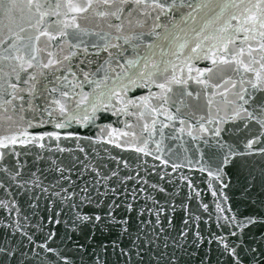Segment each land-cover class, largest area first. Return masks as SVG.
Wrapping results in <instances>:
<instances>
[{
	"label": "snow or ice",
	"instance_id": "1",
	"mask_svg": "<svg viewBox=\"0 0 264 264\" xmlns=\"http://www.w3.org/2000/svg\"><path fill=\"white\" fill-rule=\"evenodd\" d=\"M51 48L59 51H50ZM165 56L176 60L184 57L180 75H177V64ZM200 59L210 61L212 67L194 69L193 61ZM221 66L240 74L241 79L234 81L229 77L223 81V91H217L222 85L212 80ZM244 74H248L247 79ZM0 81V171L8 174L13 182L22 177L23 167L19 161L15 169L3 164L6 155H20L13 146L33 144L45 149L46 143L52 140L91 141V137L83 136L72 126L96 125L108 111L113 115H138L145 122L139 135L135 131L119 132L120 140L130 136L134 143H120L115 139L116 129L107 133L110 137L107 142L151 156L148 145L156 134L157 123L162 124L161 134L169 126L158 119L160 116L169 122L178 121L181 127L177 131H185L187 113L182 112L180 105H184L185 96L200 97V92L194 94L189 90V81H194L204 92L209 112L215 105L218 117L206 121L217 124L211 130V135L217 138V150L211 155L216 167L207 173L217 182L212 193L216 196L229 187V171L235 166L236 157L253 152L264 155V0H0ZM85 85L89 86L87 92ZM129 85L147 89V94L129 97ZM217 96L219 102L215 100ZM221 111L224 116L219 115ZM146 114L153 117L151 123L145 120ZM229 122L236 131L243 127L250 132L251 138L236 143L223 139L221 133L226 129L220 125ZM45 124H53L56 130L36 131ZM110 128L111 125H105L100 131ZM200 131L208 133L209 128L200 124ZM188 134L192 135L191 131ZM56 150L72 151L60 147L59 143ZM79 151L87 155L83 147ZM120 163L128 167L127 161ZM171 167L175 171L181 165ZM54 170L59 178L51 185V191L37 175L40 169L31 173L30 180L18 184H31L29 191L38 189L49 193V215L39 226L43 239L25 231L19 220L0 224L9 236L21 237L19 241L0 238V264H77V254L80 264L84 256H89L92 264H109L110 252L117 257L114 264H133V257L135 264H187L185 256H195L198 264H212V250L201 252L200 248L213 243L221 255H227L230 264H264V250L258 253L252 247L255 241L246 239L250 227L264 225V211L260 210L264 208V199L249 200L253 214L247 216L232 214L230 207L218 203L217 211L228 213L217 217L223 221L218 226L228 229L227 233H212L211 239H207L197 226L192 233V247L197 251L192 252L187 249V219L184 230L179 233L183 243L170 241L164 224H171V219L165 217L162 221L165 210L159 207L152 213L155 239L145 230L153 226V221L142 219L138 221L137 235L133 236L130 218H118L116 214L121 207L119 203L106 204L104 199L94 202L87 186L81 190L83 195L71 187L65 188V182L72 183L71 177L65 175L69 170L62 166ZM112 177L119 178V173L113 171L111 177L104 179ZM252 187L246 178L242 196L250 197ZM0 188H4L2 180ZM159 191L164 189L161 187ZM101 195L107 196V193ZM53 196L55 199H51ZM221 198L228 200L227 195ZM35 199L31 205L34 209L39 208L40 197ZM65 201L70 210L67 220L62 219L66 212L61 205ZM203 207L207 210L208 205ZM0 208L7 209L9 214L19 212L14 201L10 207L0 200ZM126 211L136 210L129 205ZM144 212L141 209L137 216L142 217ZM45 226H50L46 233ZM113 228H119L120 232L115 239H110ZM259 235L264 246V232ZM122 237H127V241Z\"/></svg>",
	"mask_w": 264,
	"mask_h": 264
},
{
	"label": "water",
	"instance_id": "2",
	"mask_svg": "<svg viewBox=\"0 0 264 264\" xmlns=\"http://www.w3.org/2000/svg\"><path fill=\"white\" fill-rule=\"evenodd\" d=\"M4 23H7V21H4ZM41 46H44L43 38ZM49 50L59 51L58 48H51ZM66 52L67 46L65 45V54ZM157 56H160L159 50H157ZM44 58L46 59V54ZM165 59H171L173 63L177 64V75H180L179 67L183 66L184 57L181 56L180 60H176L175 57L165 56ZM208 67H212L208 60L200 59L193 61L194 69ZM247 76L248 74H244L245 79H247ZM229 77L234 81L241 79L240 74L231 71L226 66H221L214 73L212 82L222 85L217 91H223V81ZM124 83H127V81H124ZM245 87H249L247 83H245ZM88 90L89 86L85 85V91L87 92ZM189 90L193 91L194 94L200 92V97L197 99L194 95L193 97L185 96L183 98L184 105H188L187 108L184 105H180L182 112L187 113V123L184 125L185 131L183 133L177 131L181 127L178 121L169 122L164 116H160L158 119L163 124H168L169 126L163 128V134H161L160 129L162 128V124L157 123L156 134L149 140L148 145L149 151L152 152L151 156L136 153L130 148H118L115 144L107 142L110 138L107 133L111 129H116L115 139H118L120 143H125L126 141L134 143L135 141L130 136L120 140L119 132L135 131L139 135L141 126L145 122L138 119V115H113L112 111L103 113L101 119L96 121V125L89 126L88 128H82L75 124L72 126L73 129L78 130L83 136L91 137V141L80 140L76 142L71 139H62L57 142L52 140L46 143L45 149H41L38 145L33 144L13 146L15 151L20 153V155H6L3 164H6L10 169H15L18 166L17 161H19V165L23 166L22 177L18 182H13L8 174L0 171V180L4 181V188H0V200H4L10 207L14 201L16 207L19 208V212L13 211L9 214L7 209L0 208V224H11L13 220H19L25 231L34 235L35 238L42 240L43 235L39 231V226L44 224L45 219L49 215V193H41L38 189L29 191L28 189L32 187L31 184L25 186H18V184L30 180L31 173L37 172V169H40L37 175L41 176L43 186L48 187L51 191V185L59 178V174L54 169L56 166H62L69 170L65 172V175L70 176L72 182L71 185L65 182L63 184L65 188L71 187L72 190L83 195L81 190L87 186L94 202L104 199L106 204L119 203L121 207L116 210V214L118 218L126 216L130 218L133 236L137 235L136 229L140 227L138 221L142 219L153 221V226L147 227L145 230L155 239V236L152 234L153 227L155 226V217L152 213L157 207L165 210L161 215L162 221L165 217L171 219V224H164V227L168 230L170 241L176 240L183 243L179 233L185 228L184 221L188 220L189 238L187 249L189 251H197L192 247V233L197 230V226L201 234L207 239H211L212 233L217 235L226 234L228 229H221L218 226L223 221L217 220V217L228 213H219L216 205L219 203L222 206L230 207L232 214H242L244 216L253 214L252 209L249 207V200L264 199V155L259 152H253L250 155L236 157V164L235 166H231L229 171V187L223 189L222 193L218 192L216 196H213L212 193L217 187V182L207 173L216 167L211 159V155L217 150V138L211 135V130L217 124H207L206 121L214 117L218 119L216 108L214 105L211 112H209L204 92L201 86L197 85L194 81H189ZM249 91H252L250 87ZM146 94L147 89L129 85L127 93L129 97H139ZM256 95L259 96L260 92H256ZM176 99L179 100V97H176ZM215 100L219 102L220 97H215ZM117 107H120L118 103ZM219 115L224 116V112L221 111ZM201 117L204 119H201ZM152 118L147 114L145 116V120L149 123H151ZM39 119L40 117L37 114L36 121ZM126 124H131L132 127L129 129L125 126ZM200 124H205V127L209 128V132L202 133L200 131ZM105 125H111V128L105 129L101 133L100 129ZM220 126L226 129V131L221 133V136L230 143L251 138L250 132L244 130L243 127H241L240 131H236L231 122ZM55 130L53 124H45L42 129H37L36 131ZM189 131H191L192 135L188 134ZM147 135L145 133V138H147ZM57 143H59L60 147L72 149V151H57ZM157 143H159V151L157 150ZM80 147L85 149L87 155L79 151ZM241 150H243L242 146ZM157 156L160 159H157ZM37 157H40V159H37ZM114 157L115 159H113ZM164 160L169 162L168 165L162 163ZM52 161L56 162L55 165L52 164ZM80 161H83V164ZM121 161H127L128 167L125 168L120 163ZM172 164H179L181 167L173 171ZM93 168H95V171L91 170ZM201 168L206 169V171H201ZM113 171L119 173V178L104 179L105 176L111 177ZM127 177H132V179H126ZM246 178L253 185L250 197L242 196V189L246 186ZM161 187L164 189L163 192L159 191ZM109 189H116V191L112 192ZM56 190L58 191L59 188ZM102 193H107V196H102ZM222 195H227L228 200H222ZM37 196L40 197L38 201L39 208L34 209L31 205L36 202L35 198ZM51 199H55V197L53 196ZM67 204L68 201H65L64 205H61L66 212L62 217L65 220L70 215V210L66 207ZM205 204L208 205L207 210L203 207ZM129 205L136 211L127 212L126 209ZM173 208L176 209L175 212L172 211ZM141 209H145L144 215L138 217L137 212ZM260 210L264 211V208ZM24 217L28 219L25 220ZM196 217H199V219L194 220ZM49 227H44V233L48 231ZM119 232V228H113L110 239H115L116 234ZM262 232H264V225H256L247 230L246 239L249 242L255 241L252 243V247L257 248L258 253L264 250V246L260 244L262 238L259 234ZM63 234V226H61L60 235L63 236ZM77 235L79 237V233ZM0 238H3L5 241H19L21 239L19 235L9 236L8 230L2 228H0ZM127 239V237H122L124 242ZM24 243L27 244V241H24ZM57 243L59 244L60 241L58 240ZM209 248L212 250L210 252L212 264H230L227 255H221L215 243L201 245L200 251H207ZM257 258H259V255H257ZM76 259L77 264H80L79 254L76 255ZM107 259L109 264H114L117 257L110 252ZM184 259L187 261V264H198L195 256H185ZM83 264H92L89 256L83 257ZM133 264H135V257H133Z\"/></svg>",
	"mask_w": 264,
	"mask_h": 264
}]
</instances>
